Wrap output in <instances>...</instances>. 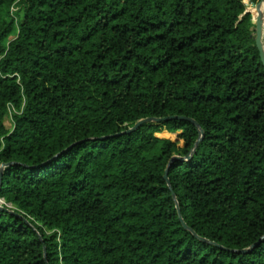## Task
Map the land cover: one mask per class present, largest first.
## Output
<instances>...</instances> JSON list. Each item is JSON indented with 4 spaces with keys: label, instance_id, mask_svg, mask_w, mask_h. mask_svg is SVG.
Returning <instances> with one entry per match:
<instances>
[{
    "label": "trees",
    "instance_id": "1",
    "mask_svg": "<svg viewBox=\"0 0 264 264\" xmlns=\"http://www.w3.org/2000/svg\"><path fill=\"white\" fill-rule=\"evenodd\" d=\"M258 1L0 0V264H264Z\"/></svg>",
    "mask_w": 264,
    "mask_h": 264
},
{
    "label": "water",
    "instance_id": "2",
    "mask_svg": "<svg viewBox=\"0 0 264 264\" xmlns=\"http://www.w3.org/2000/svg\"><path fill=\"white\" fill-rule=\"evenodd\" d=\"M264 0H259L256 4V7H255V12H254V33L252 34L253 38H254V41H255V45H256V48L258 50V54H259V57H260V61L262 63V65L264 66V42H263V30H264V16H263V13H262V2ZM168 118H171V117H146V118H142V119H139L131 128H129L128 130H126V132H130L134 129H136L140 124L144 123V122H150V121H153V122H161V121H164V120H167ZM178 118H183V119H186V120H189L191 121L194 125H196L198 127V124L197 122L192 119V118H189V117H185V116H178ZM198 132H199V137L197 138L196 140V143L194 145V147L196 146L197 142L200 140L202 134H203V131L201 128L198 127ZM194 147L192 148L191 152L194 150ZM190 154H188L186 157H189ZM2 167H3V164L0 166V177H1V170H2ZM164 179L166 180L167 184L169 185V180L166 176V172L164 174ZM169 189L171 190V187L169 186ZM172 196L174 197V193L172 192ZM0 210H4V211H7V212H10L11 214H16V215H20L18 214L17 212H15L14 210L12 209H9L5 206H1L0 205ZM22 218L23 216L20 215ZM182 224L184 227L187 228V225L185 224V222L183 221V219L181 218V216H179ZM248 249H242L241 251L242 252H246Z\"/></svg>",
    "mask_w": 264,
    "mask_h": 264
},
{
    "label": "rangeland",
    "instance_id": "3",
    "mask_svg": "<svg viewBox=\"0 0 264 264\" xmlns=\"http://www.w3.org/2000/svg\"><path fill=\"white\" fill-rule=\"evenodd\" d=\"M256 4H248L247 5V9L252 13V18H251L252 22L254 21L253 19H254V12H255ZM263 42H264V30H263ZM11 111H12V108L10 107L7 114L4 117V120H3L7 129L12 128ZM155 134L157 136L163 137V138L171 140V141H178V145H182V140L177 139V131L167 130L166 128H162L159 132H156Z\"/></svg>",
    "mask_w": 264,
    "mask_h": 264
},
{
    "label": "built area",
    "instance_id": "4",
    "mask_svg": "<svg viewBox=\"0 0 264 264\" xmlns=\"http://www.w3.org/2000/svg\"><path fill=\"white\" fill-rule=\"evenodd\" d=\"M0 205L5 206L9 209H13L14 207L11 205V203L6 202L2 197H0Z\"/></svg>",
    "mask_w": 264,
    "mask_h": 264
},
{
    "label": "bare ground",
    "instance_id": "5",
    "mask_svg": "<svg viewBox=\"0 0 264 264\" xmlns=\"http://www.w3.org/2000/svg\"><path fill=\"white\" fill-rule=\"evenodd\" d=\"M262 13H263V16H264V1L262 2Z\"/></svg>",
    "mask_w": 264,
    "mask_h": 264
}]
</instances>
